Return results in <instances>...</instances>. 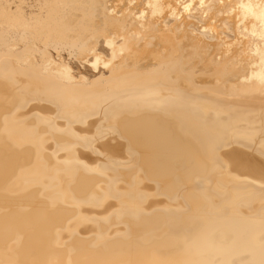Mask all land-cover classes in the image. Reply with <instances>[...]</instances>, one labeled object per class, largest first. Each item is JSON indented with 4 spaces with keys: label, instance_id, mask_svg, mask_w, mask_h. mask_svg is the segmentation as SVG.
Segmentation results:
<instances>
[{
    "label": "bare ground",
    "instance_id": "obj_1",
    "mask_svg": "<svg viewBox=\"0 0 264 264\" xmlns=\"http://www.w3.org/2000/svg\"><path fill=\"white\" fill-rule=\"evenodd\" d=\"M0 264H264V0H0Z\"/></svg>",
    "mask_w": 264,
    "mask_h": 264
},
{
    "label": "rangeland",
    "instance_id": "obj_2",
    "mask_svg": "<svg viewBox=\"0 0 264 264\" xmlns=\"http://www.w3.org/2000/svg\"><path fill=\"white\" fill-rule=\"evenodd\" d=\"M198 19V18H197ZM199 21V19H198ZM52 54L53 56L56 58V53H54L52 51ZM63 58L68 61V63L70 64V67L72 69V72L77 75L79 73H82L84 74L85 76L87 77H91L93 76L94 74H97V72L93 69L92 66L89 65L88 62H84L83 60L81 59H76V58H69V56L67 55V53H64L63 55ZM90 59V57H89ZM98 69H103V67L101 65L98 66ZM97 69V70H98Z\"/></svg>",
    "mask_w": 264,
    "mask_h": 264
}]
</instances>
